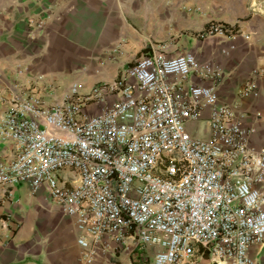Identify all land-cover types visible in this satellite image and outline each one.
<instances>
[{
	"label": "built area",
	"instance_id": "built-area-1",
	"mask_svg": "<svg viewBox=\"0 0 264 264\" xmlns=\"http://www.w3.org/2000/svg\"><path fill=\"white\" fill-rule=\"evenodd\" d=\"M238 34L214 21L196 37L232 42ZM222 77L216 63L152 44L88 90L75 82L60 95L51 89L48 100L1 97L0 190L47 191L75 218L83 264L118 252L134 264H259L250 249L264 243V150L251 147L253 130L219 98ZM239 95L257 98V83ZM204 111L208 138L187 129Z\"/></svg>",
	"mask_w": 264,
	"mask_h": 264
},
{
	"label": "crops",
	"instance_id": "crops-1",
	"mask_svg": "<svg viewBox=\"0 0 264 264\" xmlns=\"http://www.w3.org/2000/svg\"><path fill=\"white\" fill-rule=\"evenodd\" d=\"M185 4L179 9L191 21L202 18L200 6L186 5L201 9L187 14ZM169 25V19L159 20L155 14L153 0H0V115L6 108L1 97L22 93L48 100L51 89L60 95L75 82L88 90L120 76L152 44H173L179 52H192L200 62L222 68L219 98L234 105L244 117L243 127L253 130L251 147L264 150L263 33L255 31L254 37V31H238L232 42L201 40L191 30L198 25L190 23L189 33L162 41L152 39ZM185 28V24L177 25L178 31ZM18 69L25 74L19 76ZM191 81L198 83L194 77ZM252 81L257 83L258 97L242 98L240 90ZM208 117L209 112L204 111L195 123L202 133L195 128L194 136L209 137ZM5 153L0 143V156ZM21 186L26 185L0 190V264H83L75 218L64 215L47 191L33 194L26 186L30 194L22 196ZM250 256L264 264V243L253 246ZM94 264L134 263L129 255L118 252L99 257Z\"/></svg>",
	"mask_w": 264,
	"mask_h": 264
},
{
	"label": "rangeland",
	"instance_id": "rangeland-1",
	"mask_svg": "<svg viewBox=\"0 0 264 264\" xmlns=\"http://www.w3.org/2000/svg\"><path fill=\"white\" fill-rule=\"evenodd\" d=\"M200 6L203 9V16L196 21H191L179 9V5ZM153 10L159 20H170V25L166 27V32H155L152 39L157 41L166 40L169 37L174 38L175 35H182L189 33L188 24L196 23L197 28L191 29L198 34H202L204 30L200 31L205 23L208 21H219L225 23L235 29V31H254L253 36L256 37L255 31L263 33L264 36V0H153ZM210 22V23H211ZM186 25L185 29L177 30V25ZM156 30V29H155ZM239 35V34H238ZM240 35L242 33L240 32ZM197 128L202 133V128L191 124L190 133ZM199 137L202 138V135ZM22 196H26L29 190L26 186H21L19 190ZM30 194V193H29ZM196 264H211L206 258L196 259Z\"/></svg>",
	"mask_w": 264,
	"mask_h": 264
}]
</instances>
